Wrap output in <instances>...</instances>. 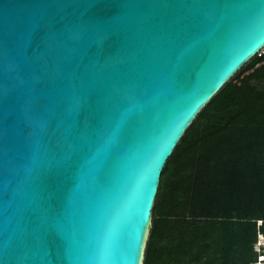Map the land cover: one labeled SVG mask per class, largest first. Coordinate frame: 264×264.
I'll list each match as a JSON object with an SVG mask.
<instances>
[{"label":"water","instance_id":"obj_1","mask_svg":"<svg viewBox=\"0 0 264 264\" xmlns=\"http://www.w3.org/2000/svg\"><path fill=\"white\" fill-rule=\"evenodd\" d=\"M264 45V0H0V264H141L161 169Z\"/></svg>","mask_w":264,"mask_h":264},{"label":"trees","instance_id":"obj_2","mask_svg":"<svg viewBox=\"0 0 264 264\" xmlns=\"http://www.w3.org/2000/svg\"><path fill=\"white\" fill-rule=\"evenodd\" d=\"M264 220V49L198 111L161 169L141 264H253Z\"/></svg>","mask_w":264,"mask_h":264},{"label":"built area","instance_id":"obj_3","mask_svg":"<svg viewBox=\"0 0 264 264\" xmlns=\"http://www.w3.org/2000/svg\"><path fill=\"white\" fill-rule=\"evenodd\" d=\"M263 49L264 45L257 54ZM252 249L256 254L253 264H264V220L258 219L255 221V240Z\"/></svg>","mask_w":264,"mask_h":264}]
</instances>
